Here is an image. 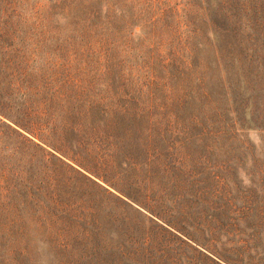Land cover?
<instances>
[{
	"label": "rangeland",
	"instance_id": "obj_1",
	"mask_svg": "<svg viewBox=\"0 0 264 264\" xmlns=\"http://www.w3.org/2000/svg\"><path fill=\"white\" fill-rule=\"evenodd\" d=\"M117 2L137 18L112 38L60 0H0V264H264V92L248 118L206 97L233 37L205 3Z\"/></svg>",
	"mask_w": 264,
	"mask_h": 264
},
{
	"label": "trees",
	"instance_id": "obj_2",
	"mask_svg": "<svg viewBox=\"0 0 264 264\" xmlns=\"http://www.w3.org/2000/svg\"><path fill=\"white\" fill-rule=\"evenodd\" d=\"M60 1L62 4V12L64 14L63 16H65V19H70V22H75V27H77V25H79V23L81 22L89 29H94L95 31H99V29L103 28L109 29L112 38H114V36H120L122 34L124 25L127 23L129 24V22H133L137 18L136 13L131 8L124 11L123 7H121V4L118 3L117 0H102L105 2V4L101 7H99V2H101V0H97L96 4L94 3V0H78L77 4L75 0ZM198 2H200L203 7L204 3L206 5V8L210 15V19L207 20L205 18V15L201 19L205 21V24H210V26L207 27L212 30L216 41L218 40V35L222 37L228 32L233 37V40L225 43L223 47L225 53L223 54L222 58V67L227 74L226 83L225 80L222 79L220 63L218 62L216 56V67L221 77H217V88L214 90V93H209V96L206 97H209L211 101H214L217 95L222 94V96H224V99H226V106L224 108H227L231 111V106H234L235 111L241 112V114L247 116L248 118V113L251 112L256 102L254 92H264V57H257L262 59L261 65H258V70L260 71V73L257 72L255 73L253 78L250 77L248 72L244 70V61L247 57L242 56L243 47L238 40L239 30L236 27L230 28V25L233 23L231 21V18H238V20H240L241 17H244L245 20L243 26H246V24L248 23H250V25L253 27L257 26L260 37L255 39L254 45L255 48L262 53L264 50V5L260 4V6L258 5V7L253 10V6L248 4L247 0H241V2H237V0H198ZM71 5L75 6L71 7ZM226 9H228V11H226ZM250 9L253 11V14L250 16V18L247 19V12L250 11ZM72 12L76 17L70 18ZM216 18H220L221 21ZM154 23L155 22H151V26H153ZM132 32L133 31L130 30L131 41L135 37L132 36ZM162 67L164 69H168V67L165 65H162ZM204 88V84L201 81L198 89L199 91L204 92ZM198 94L199 92H197V94L195 95L191 94L190 92L189 97L193 100H199ZM230 98H232L231 102H229ZM200 102L201 101L197 103ZM256 118L259 120L261 119V122H263L264 124V113H262V115H257ZM250 122L259 124L255 121ZM24 138L27 141L33 143V141H31L29 138L25 136ZM33 144L37 145L35 143ZM37 146L40 147L39 145ZM40 148L43 149L45 153L53 157L52 153L48 152L42 147ZM25 185L26 189L23 186L22 187L28 191L29 188H31V183L25 182ZM115 197L126 204V202L120 197ZM257 233L258 231L256 230L251 234V237H256ZM6 251V247H3V252ZM24 253L26 254L27 252L21 251L18 254L19 259L17 258V261H20V256ZM4 260L6 259L4 258V255H2L0 261Z\"/></svg>",
	"mask_w": 264,
	"mask_h": 264
}]
</instances>
